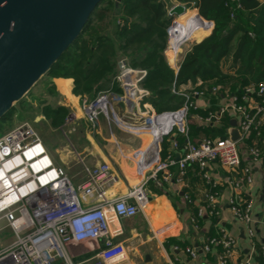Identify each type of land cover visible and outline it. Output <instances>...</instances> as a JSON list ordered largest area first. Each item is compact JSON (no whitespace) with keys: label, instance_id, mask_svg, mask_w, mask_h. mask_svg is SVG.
Returning a JSON list of instances; mask_svg holds the SVG:
<instances>
[{"label":"built area","instance_id":"1","mask_svg":"<svg viewBox=\"0 0 264 264\" xmlns=\"http://www.w3.org/2000/svg\"><path fill=\"white\" fill-rule=\"evenodd\" d=\"M168 15L176 16L170 15L169 11ZM206 23L209 26L207 29L211 30L212 23ZM179 26L171 22L165 49L166 59L175 71L196 42L189 36V30L180 34ZM130 72L135 73V70L124 62L113 80L122 83L123 77ZM202 85L199 79L186 85L173 82L170 87L172 94L184 98L180 109L161 113L142 112L136 114L134 121L117 120L114 105L127 97L132 98L137 89L135 84L125 89L124 94L107 89L98 92L92 99L84 97L80 109L91 127L97 124L100 115H105L117 121L130 135H159L155 147L158 150L163 138L173 135L177 129L174 118L166 115L181 114L186 121L191 116L203 126H219L224 115L235 119L240 132L237 140L227 138V133L207 136L196 143L190 142L186 136L181 146L172 140L171 146L178 151V156L171 152L159 159L153 164L149 178L156 180L157 173L166 172L172 166L177 167L183 176L187 167L196 165L201 178L215 187L218 180L211 178L208 167L212 163L218 164L226 171L225 183L231 190L232 195L228 199L230 211L243 224L251 247L236 264H257L253 258L259 241L256 232L258 220L253 214L254 196L250 189L256 182L257 173L264 185V139L261 148L256 144L248 145L246 140L253 131L259 135V127L264 124V83L246 86L240 99L228 93V89L224 90L227 96L222 99L219 88L211 87V96L219 99L213 111L208 109L213 105L200 88ZM147 94H141L139 99ZM198 99L201 103L196 102ZM197 109L206 112L195 113ZM191 110L193 114L189 113ZM183 133L187 135V127ZM83 172L84 179L73 185L65 169L55 164L40 135L29 122H22L0 136V264H122L128 260L127 247L115 238L122 233L120 221L143 212L147 206L145 182L129 189L124 195L109 197L107 190L116 180L109 164L83 165ZM214 195L208 196L209 214L217 213ZM202 213V209L197 210L198 215ZM193 218L192 222L195 221ZM172 229L173 224L169 222L155 232L163 238ZM6 232L11 237L6 236ZM236 245V238L221 228L217 236L207 239L201 252L206 253L212 246H220L222 250L217 254V262L226 264L232 258ZM83 247H90L95 254L78 260L80 253L76 250L81 251ZM259 247L260 255H264V245ZM186 252L191 259H197L194 249L188 247Z\"/></svg>","mask_w":264,"mask_h":264},{"label":"crops","instance_id":"2","mask_svg":"<svg viewBox=\"0 0 264 264\" xmlns=\"http://www.w3.org/2000/svg\"><path fill=\"white\" fill-rule=\"evenodd\" d=\"M192 8L197 11V8ZM203 25L205 27V24ZM211 30L195 41L202 40L210 34ZM144 74L143 70H135V73H132V76L128 75L122 83L116 81L122 90L121 94H124L127 87H133L134 84L137 88L131 98L133 101L131 109H128L125 101L114 105L117 120L133 119L134 121L136 114L157 112L148 100L144 99L148 97L149 92L139 86ZM113 78L114 76L111 81H115ZM51 83L55 85L58 95L51 98L45 93L48 103L51 107L66 106L70 112L63 124L56 128L52 127L50 120L42 115L45 131L61 134L59 137L62 141L55 146L58 153H51L46 142L41 136L40 138L55 164L65 169L72 184L76 186L84 179L83 165L92 166L102 162L109 164L111 173L116 177L107 190L109 197L124 195L129 189L145 182L148 203L144 211L138 212L133 217L124 218L119 223L122 233L115 240L123 243L128 249V260L122 264H218L217 254L221 252V247L212 246L206 253L201 252V247L208 238L217 236L221 228L233 235L237 241L232 258L226 264H236L247 255L251 249L250 242L245 235L243 224L238 222L230 211L228 199L232 194L229 185L225 183L224 169L216 163L209 165L208 172L211 178L218 180L215 187L201 178L196 165L187 167L183 176L179 174L177 167L172 166L166 172L157 173L156 180L149 178L153 164L164 158L161 157L162 143L159 145V150L150 147L151 145L156 147L159 141L156 136H149L148 133H142L139 136L130 135L117 121L105 115H100L97 124L91 127L80 109L82 98L72 93V80L49 78L48 84ZM144 93L148 94L139 99ZM221 93L220 98L227 96L226 91L223 90ZM228 93L231 94L230 91ZM209 98L213 106L218 103L219 99L211 95ZM196 102L201 103V99ZM176 115V113L166 115L168 118H174V122L177 123V129L170 137L176 140V137L182 135L185 137V142L186 136L188 137V121L181 114ZM231 119L233 118H229L228 124L223 129V134L227 133L226 129ZM194 122L197 123L195 120ZM186 127L187 135L183 133ZM38 134L40 135L39 132ZM163 151L167 154L174 152L176 157L179 154L172 148L171 142ZM260 180V175L257 173L256 182L250 189L254 196L253 214L258 220L256 232L259 240L255 247L257 254L253 260L257 264H264V255H260L259 247L264 245V185ZM211 194H215L217 204L215 214L208 212V196ZM198 209H202L201 215L197 214ZM193 217L195 221L192 222ZM169 222L173 224L171 233L163 238L158 237L156 229H161ZM188 247L196 251L197 259H191L186 252ZM89 248L83 247L80 248L81 251L76 250L80 253L77 259L92 257L95 250ZM259 257H263L262 263L258 260Z\"/></svg>","mask_w":264,"mask_h":264},{"label":"trees","instance_id":"3","mask_svg":"<svg viewBox=\"0 0 264 264\" xmlns=\"http://www.w3.org/2000/svg\"><path fill=\"white\" fill-rule=\"evenodd\" d=\"M177 2L186 8L193 2L198 17L210 21L213 27L209 35L191 46L175 71L164 53L168 43L167 29L172 20L168 11ZM231 12H234L233 18ZM197 33L191 30L189 36L196 38ZM120 60L133 70L145 71L139 86L149 92L144 99L158 113L179 110L183 104L184 98L170 91L173 82L186 85L199 79L207 98L211 95L210 88L215 86L219 88V97L228 87L240 99L246 86L264 83V1L101 0L82 32L46 77L71 79L72 93L80 98H93L108 88L121 94L117 82L111 81L119 73ZM44 90L51 98L58 95L53 83H47ZM39 103L43 106L42 115L54 128L63 124L70 112L63 105L51 107L45 96ZM208 109L213 111L215 106ZM11 111L5 117L10 116ZM204 111L197 109L195 113ZM189 113L193 114V110ZM229 118L224 115L219 126H203L188 117L189 141L196 143L207 136H222ZM259 131V135L252 132L246 140L248 145L262 147L264 124ZM175 139L180 146L184 144V136ZM172 140L170 136L163 138V150ZM163 150L161 157L167 155ZM258 260L262 263L263 257Z\"/></svg>","mask_w":264,"mask_h":264},{"label":"water","instance_id":"4","mask_svg":"<svg viewBox=\"0 0 264 264\" xmlns=\"http://www.w3.org/2000/svg\"><path fill=\"white\" fill-rule=\"evenodd\" d=\"M100 1L0 0V120L46 76ZM183 13L179 3L169 10L170 15ZM123 64L118 63L119 69ZM125 103L132 108L130 97ZM229 124L227 138L235 141L240 137L236 120Z\"/></svg>","mask_w":264,"mask_h":264},{"label":"rangeland","instance_id":"5","mask_svg":"<svg viewBox=\"0 0 264 264\" xmlns=\"http://www.w3.org/2000/svg\"><path fill=\"white\" fill-rule=\"evenodd\" d=\"M184 6V5H183ZM185 7V6H184ZM186 8V7H185ZM185 12L187 13L186 16H189L192 12L194 17H198L196 12L193 10L191 6L187 7ZM198 13V12H197ZM172 20L171 22L180 24V21L178 20V16H171ZM199 18V17H198ZM196 21V18L194 19ZM202 21V20H201ZM198 23V26L194 28L197 32L200 30L202 31V34L205 35L207 29L204 27L203 24L208 25L205 21H202L203 24L197 19L196 21ZM199 36V33H197ZM201 35V34H200ZM197 36V37H198ZM195 39V38H193ZM165 54V53H164ZM48 83V77L44 76L41 78V80L34 86V88L30 91L28 95L25 96V98L20 102L17 103L12 111L10 112V116H6L5 118L0 120V136L3 135L6 131L13 128L14 126H17L18 124L22 122H29L37 132L40 133V136L45 144H47V148L51 153H58L55 149V146L62 141V139L59 137L61 135L60 133H47L44 129V123L42 119V108L43 106L39 103V99L45 96V85ZM226 89L229 90L227 87ZM54 105V102L52 103ZM22 108V109H21ZM25 110V111H23ZM65 142V140H64ZM57 155V154H56ZM6 236L11 237V235L6 232Z\"/></svg>","mask_w":264,"mask_h":264},{"label":"bare ground","instance_id":"6","mask_svg":"<svg viewBox=\"0 0 264 264\" xmlns=\"http://www.w3.org/2000/svg\"><path fill=\"white\" fill-rule=\"evenodd\" d=\"M186 12L185 13H183L182 15H180V17L178 18V20L180 21L179 23H181V26H179V27H177V29H178V32L180 33V34H184V32H185V30H189V31H193V30H195L194 28H196V26H198V23L196 22L197 21V19L200 21V22H202L201 21V19L200 18H198V17H194L193 16V14H192V12L190 13V15L189 16H186ZM193 18L195 19L196 18V21H194L193 20ZM203 23V22H202ZM207 26L208 25H205V27H206V29H207ZM209 27V26H208ZM196 31V30H195ZM209 32V29H207V31H206V33L205 34H207ZM199 36L198 37H196L195 39H198L199 37H201L202 35H204V34H202V31L200 30L199 32ZM179 34V35H180ZM201 34V35H200ZM156 138L159 140V135H156ZM152 149L153 148H155V146L154 145H151L150 146ZM150 148V149H151Z\"/></svg>","mask_w":264,"mask_h":264}]
</instances>
